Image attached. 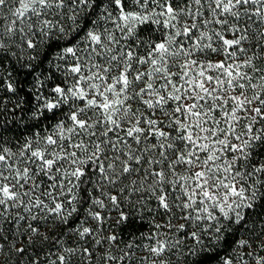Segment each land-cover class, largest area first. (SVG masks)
Listing matches in <instances>:
<instances>
[{"label": "snow or ice", "instance_id": "1", "mask_svg": "<svg viewBox=\"0 0 264 264\" xmlns=\"http://www.w3.org/2000/svg\"><path fill=\"white\" fill-rule=\"evenodd\" d=\"M0 264H264V0H0Z\"/></svg>", "mask_w": 264, "mask_h": 264}]
</instances>
